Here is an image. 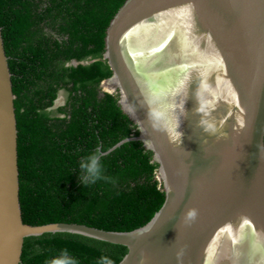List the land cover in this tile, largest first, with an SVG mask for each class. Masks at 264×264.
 <instances>
[{"label":"water","instance_id":"water-1","mask_svg":"<svg viewBox=\"0 0 264 264\" xmlns=\"http://www.w3.org/2000/svg\"><path fill=\"white\" fill-rule=\"evenodd\" d=\"M104 60L113 75L103 91L139 132L108 153L131 141L152 152L163 207L132 232L24 222L0 26V264H22L25 240L47 233L124 246L119 264H264V0H127Z\"/></svg>","mask_w":264,"mask_h":264},{"label":"trees","instance_id":"trees-1","mask_svg":"<svg viewBox=\"0 0 264 264\" xmlns=\"http://www.w3.org/2000/svg\"><path fill=\"white\" fill-rule=\"evenodd\" d=\"M127 0H0V26L12 72L19 131L24 222L68 223L111 232L148 224L166 194L159 166L137 127L103 91L113 72L104 54L107 29ZM77 62L78 65H75ZM63 97L65 103L57 105ZM99 148L104 176L84 186L80 163ZM67 248L79 264L107 256L119 264L128 249L69 233L25 240L22 264H49Z\"/></svg>","mask_w":264,"mask_h":264},{"label":"clouds","instance_id":"clouds-1","mask_svg":"<svg viewBox=\"0 0 264 264\" xmlns=\"http://www.w3.org/2000/svg\"><path fill=\"white\" fill-rule=\"evenodd\" d=\"M130 112H133V108H129ZM107 155V152H102L99 148H97L94 152L86 155L79 167L82 175H80V180L84 186L95 184L98 180H111V177H105L104 166L102 163V156ZM196 210H190L187 213V218L189 220H195L196 218ZM49 264H79V262L71 255L67 248L61 250L60 254L49 262ZM98 264H114V261L107 257L101 256Z\"/></svg>","mask_w":264,"mask_h":264},{"label":"rangeland","instance_id":"rangeland-1","mask_svg":"<svg viewBox=\"0 0 264 264\" xmlns=\"http://www.w3.org/2000/svg\"><path fill=\"white\" fill-rule=\"evenodd\" d=\"M61 98H63V97H61Z\"/></svg>","mask_w":264,"mask_h":264},{"label":"flooded vegetation","instance_id":"flooded-vegetation-1","mask_svg":"<svg viewBox=\"0 0 264 264\" xmlns=\"http://www.w3.org/2000/svg\"><path fill=\"white\" fill-rule=\"evenodd\" d=\"M64 99V98H63Z\"/></svg>","mask_w":264,"mask_h":264}]
</instances>
